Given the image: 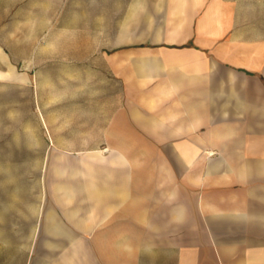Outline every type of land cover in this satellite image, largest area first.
Listing matches in <instances>:
<instances>
[{"label":"crops","instance_id":"obj_1","mask_svg":"<svg viewBox=\"0 0 264 264\" xmlns=\"http://www.w3.org/2000/svg\"><path fill=\"white\" fill-rule=\"evenodd\" d=\"M102 39L26 117L29 264H264V0H132Z\"/></svg>","mask_w":264,"mask_h":264},{"label":"rangeland","instance_id":"obj_2","mask_svg":"<svg viewBox=\"0 0 264 264\" xmlns=\"http://www.w3.org/2000/svg\"><path fill=\"white\" fill-rule=\"evenodd\" d=\"M131 3L132 0H0V69L5 76L13 75L12 81L1 84L0 116L2 120L10 117L18 121L17 144H3L0 153V264H29L31 259L43 169L39 160L40 135L34 134L33 160L25 144V123L31 105L36 125L42 98L51 103L56 100L61 82H66L65 88L73 87V62L97 50L106 26L113 30ZM9 186L13 192H4L10 190ZM10 200L16 202L12 208Z\"/></svg>","mask_w":264,"mask_h":264}]
</instances>
